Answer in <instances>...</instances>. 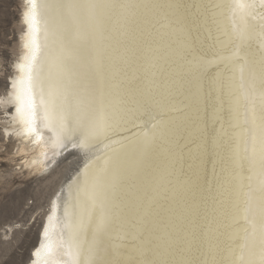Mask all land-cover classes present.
<instances>
[{
  "label": "bare ground",
  "instance_id": "6f19581e",
  "mask_svg": "<svg viewBox=\"0 0 264 264\" xmlns=\"http://www.w3.org/2000/svg\"><path fill=\"white\" fill-rule=\"evenodd\" d=\"M24 3L2 104L79 158L29 264H264V0Z\"/></svg>",
  "mask_w": 264,
  "mask_h": 264
},
{
  "label": "rangeland",
  "instance_id": "374dc122",
  "mask_svg": "<svg viewBox=\"0 0 264 264\" xmlns=\"http://www.w3.org/2000/svg\"><path fill=\"white\" fill-rule=\"evenodd\" d=\"M24 9V0H0V264H29L51 203L79 161L64 155L44 171L27 165L33 152L14 134L11 108L2 104L21 54Z\"/></svg>",
  "mask_w": 264,
  "mask_h": 264
},
{
  "label": "snow or ice",
  "instance_id": "6c2138e0",
  "mask_svg": "<svg viewBox=\"0 0 264 264\" xmlns=\"http://www.w3.org/2000/svg\"><path fill=\"white\" fill-rule=\"evenodd\" d=\"M33 7H35V5L33 4Z\"/></svg>",
  "mask_w": 264,
  "mask_h": 264
}]
</instances>
